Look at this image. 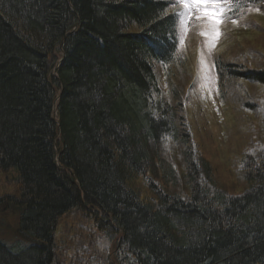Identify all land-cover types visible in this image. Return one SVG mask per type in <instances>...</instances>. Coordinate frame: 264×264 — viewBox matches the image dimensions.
<instances>
[{
  "label": "trees",
  "instance_id": "1",
  "mask_svg": "<svg viewBox=\"0 0 264 264\" xmlns=\"http://www.w3.org/2000/svg\"><path fill=\"white\" fill-rule=\"evenodd\" d=\"M170 6L0 0V211L17 212L19 237L0 242V264L58 263L55 233L73 216L90 223L71 224L94 247L85 257L105 251L98 264H264V146L238 162L240 195L190 150L184 174L166 162L190 137L154 68L177 49ZM214 73L220 99L223 74L264 87V69L216 61ZM93 233L119 236L114 251Z\"/></svg>",
  "mask_w": 264,
  "mask_h": 264
},
{
  "label": "rangeland",
  "instance_id": "2",
  "mask_svg": "<svg viewBox=\"0 0 264 264\" xmlns=\"http://www.w3.org/2000/svg\"><path fill=\"white\" fill-rule=\"evenodd\" d=\"M171 2L168 12L176 17L177 49L172 63L157 64L154 68L161 93L172 105L177 100L182 102L179 116L184 117L186 126L183 128L190 137L180 145L168 144L166 162L170 161L179 175L184 174L183 149L190 150L197 163L201 159L210 166L215 187L228 195H240L244 192V184L238 162L249 153H258L264 146V87L228 79L223 74L220 99L214 64L217 61L226 68L233 65L245 70L264 69V3L255 7L245 4L236 9L230 23L223 18L216 26L218 36L213 41L202 34L210 30L206 20L194 18L190 21L189 13L181 17L183 6L179 8L176 1ZM195 13L197 17L198 13ZM251 104L257 106L253 111L245 107ZM137 183L145 199V186L139 180ZM17 219L16 211H0V242L11 245L19 240L15 232ZM78 220L73 216L59 223L55 233L58 246L56 264H88L89 260L98 264L97 258L104 257L105 251L97 255L91 244L80 246L86 233L78 225L71 227V224L81 222L79 225L89 227L90 223ZM93 234L89 235L91 241L98 236L109 251H114L119 236L108 242L99 237L101 235ZM90 247L95 254L88 253L85 257L84 249L87 251Z\"/></svg>",
  "mask_w": 264,
  "mask_h": 264
},
{
  "label": "snow or ice",
  "instance_id": "3",
  "mask_svg": "<svg viewBox=\"0 0 264 264\" xmlns=\"http://www.w3.org/2000/svg\"><path fill=\"white\" fill-rule=\"evenodd\" d=\"M183 5L184 11L180 13L184 17L186 13L195 11L198 13L197 19H203L208 22L210 30L202 33L213 41L218 36L216 26L224 17V4L231 3V0H179ZM183 23V20L181 21Z\"/></svg>",
  "mask_w": 264,
  "mask_h": 264
}]
</instances>
